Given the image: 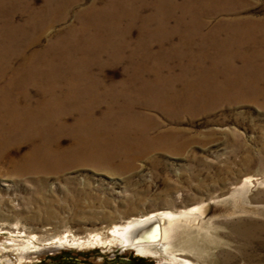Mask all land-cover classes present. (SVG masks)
Returning a JSON list of instances; mask_svg holds the SVG:
<instances>
[{
  "label": "rangeland",
  "instance_id": "374dc122",
  "mask_svg": "<svg viewBox=\"0 0 264 264\" xmlns=\"http://www.w3.org/2000/svg\"><path fill=\"white\" fill-rule=\"evenodd\" d=\"M0 92L55 98L0 115V264H164L72 236L197 207L189 260L264 264V0H0Z\"/></svg>",
  "mask_w": 264,
  "mask_h": 264
},
{
  "label": "bare ground",
  "instance_id": "6f19581e",
  "mask_svg": "<svg viewBox=\"0 0 264 264\" xmlns=\"http://www.w3.org/2000/svg\"><path fill=\"white\" fill-rule=\"evenodd\" d=\"M54 103L55 98L51 94L39 96L35 93L31 95V92H23L11 95L10 93L0 92V115H6L7 118L9 115L8 121L16 128L18 126L16 120L18 113L32 116L40 111L45 116H53ZM0 149L3 151L6 147L0 146ZM50 149L48 147L45 148L44 154L51 157L54 154L52 148ZM36 152L37 148L32 146L30 151L24 155L23 163L26 164L31 160L36 155ZM1 159H3L2 155H0ZM206 215L204 207H197L194 210L192 209V211L185 212H172L167 209H160L143 216L129 217L122 224H115L110 227L108 230L109 234L107 235L95 233L87 240L76 238L73 235L72 241H76L77 244L85 242L114 243L124 249L134 250L140 256L147 254L154 256L162 255L166 260L164 264H197L189 260V257L201 259L203 257L200 254L201 250H199L201 248L194 245L193 238H189L190 235L188 234L189 230L191 231L193 227V222L200 216L206 217ZM151 220H156L160 229V239L157 242L153 241L157 233L156 227L152 224H147ZM69 237V235H66L64 238L58 236L49 238L47 241L58 239V242L63 243V241H70ZM11 241H13L12 244H2V248L8 251L13 249L24 252L26 246L14 244V238Z\"/></svg>",
  "mask_w": 264,
  "mask_h": 264
},
{
  "label": "water",
  "instance_id": "95a60500",
  "mask_svg": "<svg viewBox=\"0 0 264 264\" xmlns=\"http://www.w3.org/2000/svg\"><path fill=\"white\" fill-rule=\"evenodd\" d=\"M147 224H152L156 227L157 233H156V237L154 238L153 241L157 242L160 239V229H159L158 223L156 222V220H151Z\"/></svg>",
  "mask_w": 264,
  "mask_h": 264
},
{
  "label": "trees",
  "instance_id": "16d2710c",
  "mask_svg": "<svg viewBox=\"0 0 264 264\" xmlns=\"http://www.w3.org/2000/svg\"><path fill=\"white\" fill-rule=\"evenodd\" d=\"M67 260H71V259H67ZM128 263H129V264H142V263L139 262L138 259L131 260V261H129Z\"/></svg>",
  "mask_w": 264,
  "mask_h": 264
}]
</instances>
